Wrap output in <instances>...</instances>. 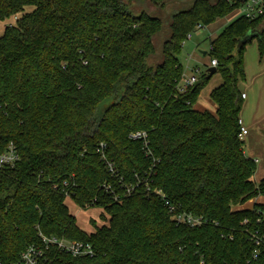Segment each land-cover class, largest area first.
<instances>
[{
	"label": "trees",
	"instance_id": "16d2710c",
	"mask_svg": "<svg viewBox=\"0 0 264 264\" xmlns=\"http://www.w3.org/2000/svg\"><path fill=\"white\" fill-rule=\"evenodd\" d=\"M171 1L0 0V22L21 14L0 35V152L11 144L18 159L0 168V264L41 244L40 236L83 241L94 251L90 258L58 254L52 264H263V255L251 260L249 239L256 231L264 238L262 207L238 209L264 197V180L255 181V162L239 139L238 85L245 47L256 39L264 55V16H239L209 42L205 55L216 60L221 82L208 95L215 111L198 110L210 78L202 73L200 85L180 91L182 44L195 26L241 3ZM150 6L166 11L167 21ZM162 25L167 36L158 52ZM106 99L111 103L98 114ZM134 132L147 134L150 155L129 137ZM102 156L125 181L139 174L149 190L140 185L114 201L102 185L122 191ZM152 189L205 222L175 225ZM65 193L80 209H101L107 225L81 230Z\"/></svg>",
	"mask_w": 264,
	"mask_h": 264
},
{
	"label": "built area",
	"instance_id": "2783aa9c",
	"mask_svg": "<svg viewBox=\"0 0 264 264\" xmlns=\"http://www.w3.org/2000/svg\"><path fill=\"white\" fill-rule=\"evenodd\" d=\"M229 3L231 0H227ZM237 12L238 16H242L248 20H254L261 16H264V0H247L244 3H241V6L235 9L233 12ZM201 26L197 25L194 28V31L200 29ZM189 37V34L187 35ZM210 67L215 68L217 62L215 59L209 61ZM197 82L195 77H190L188 79H182V87L180 91L186 90L188 87L193 86ZM241 99H244V94H241ZM239 121V120H238ZM240 125V122H239ZM247 134V131L240 126L239 139L243 140L244 136ZM132 140H138L142 144V149L146 152L147 155H150L149 150L147 149V134L145 132H134L129 136ZM101 147V145H100ZM103 148V147H101ZM105 163V169L114 180V183L117 185V188L122 191V195L117 194L113 187L104 183L102 188L105 193L113 197L114 201H121L122 197L130 195L135 189L143 185L146 191L149 190L148 183H144L139 178V174L135 173L129 181H125L122 176L119 175L116 170L113 162L106 160L103 156L101 157ZM17 156L15 155L14 148L11 144L7 148L0 152V168L13 166L17 161ZM64 186L66 183L63 184ZM57 186H54L53 189H57ZM152 194L158 197L162 202L163 206L166 209V213L169 215L170 220L178 226H185L188 228H195L201 225L203 221L200 217L193 216L191 214L181 212L178 207L170 203L166 198H164L163 193L158 189H152ZM65 198L69 199V196L65 193ZM92 206L91 203L85 204L83 209H88ZM80 210V208H79ZM263 215V214H262ZM245 223V222H244ZM258 224L264 225V215L261 220H257ZM249 239L253 245V249L250 254V258L253 261H256L264 256V238L259 236L258 232L249 234ZM41 244L39 245H29L27 246L19 255L18 259L12 264H52L54 258L58 254H65L72 258H82V257H92L94 251L92 246L89 243L83 241H70L66 239H57L55 237H44L40 236ZM51 249L55 251L54 257L49 256ZM264 264V261H263Z\"/></svg>",
	"mask_w": 264,
	"mask_h": 264
},
{
	"label": "crops",
	"instance_id": "0c3cea01",
	"mask_svg": "<svg viewBox=\"0 0 264 264\" xmlns=\"http://www.w3.org/2000/svg\"><path fill=\"white\" fill-rule=\"evenodd\" d=\"M172 1L169 2V4L180 5ZM162 13L165 19L163 20L164 21L163 23H165L167 21L168 15L166 11H165L166 14H164V11ZM224 18H221L219 20L223 22ZM230 21L231 20L229 19L227 20L224 19L223 23L219 22L220 23L218 27L219 30L222 31L223 28L226 27ZM166 26L162 25V32L166 30L165 29ZM219 33H212V39L216 38ZM209 64L210 63L208 62V65L206 66V70L210 68ZM243 67H244L245 80L239 83L238 88L240 93L244 94L245 97L242 100L243 102L238 116L239 118L238 120L240 122V126H242L247 131V134L244 136L242 140L243 152L248 158L254 160L256 165L254 179L255 181H260V180H264V55L262 57L259 56L256 39H253L250 42V44H248L245 47L243 54ZM206 70L202 73L207 74ZM202 73H200L199 76ZM182 75H183V79L195 77L198 81L199 78L198 75H195L193 73L189 75H185V74ZM220 82H221L220 77L217 74L213 75L210 78V80L207 83L208 85L207 89L204 91V96L207 99H209L208 95L210 91L216 88L220 84ZM198 101H199L198 104L195 105V108H197L198 110L206 109L211 112L215 111V106L213 104H212V108L208 109L200 105V97ZM199 107H201L202 109H200ZM262 198L264 197H258L252 199L248 201L246 204L260 205L263 211L264 202L263 200L261 201ZM238 209L239 210L243 209V206H241Z\"/></svg>",
	"mask_w": 264,
	"mask_h": 264
},
{
	"label": "rangeland",
	"instance_id": "374dc122",
	"mask_svg": "<svg viewBox=\"0 0 264 264\" xmlns=\"http://www.w3.org/2000/svg\"><path fill=\"white\" fill-rule=\"evenodd\" d=\"M216 0H210L211 3L215 2ZM149 9V12H152L154 15L157 14V16L160 17L162 23L164 22V15L159 13L156 9L153 7H147ZM30 9H25V12H29ZM21 14H16L15 16L10 17L9 19H6L2 22H0V35H2L3 30L6 26L15 25L16 20L20 17ZM238 16V13L232 12L229 14V16L225 17L224 19L227 20H234ZM223 19V22H224ZM215 20L211 25L208 26H202L200 29L193 31L189 34V37L187 36L186 40L183 42L180 54L178 56V60L180 64L182 65V73L185 75H189L191 73L198 75L206 70V66L209 62V57L207 55H203V53H209L210 46L209 42L212 39V33H219L221 30H219V22H222L221 20ZM230 21V22H231ZM222 22V23H223ZM229 22V23H230ZM167 36L166 30L161 31L158 34V37L155 40V45L157 47V51L159 52L161 49V44L164 41L165 37ZM159 55V53H158ZM158 56L157 54L150 59V64L153 65L157 62ZM197 76V77H198ZM210 84V83H209ZM206 85L199 93L197 97L196 104H198V99L200 97V105L211 109L212 103L209 99H207L204 96V91L207 89ZM203 96L201 97L200 96ZM111 103V99H106L103 103H101L98 108L97 112L98 114H101L103 109H105L109 104ZM195 104V105H196ZM202 109L201 107H199ZM264 198L261 199V201ZM65 206L68 209V212L74 216L77 226L85 231L86 233L94 232L95 228H99L102 226L107 225L108 216L103 213V211L96 207H90L88 209H80L73 204V202L70 199H65L64 201ZM252 204H244L243 209L251 208ZM262 214L264 215V205H263V211ZM103 215V218L100 216Z\"/></svg>",
	"mask_w": 264,
	"mask_h": 264
},
{
	"label": "water",
	"instance_id": "95a60500",
	"mask_svg": "<svg viewBox=\"0 0 264 264\" xmlns=\"http://www.w3.org/2000/svg\"><path fill=\"white\" fill-rule=\"evenodd\" d=\"M197 1H200V0H173L172 2H176L182 6H192L194 5ZM235 2H239V3H244L245 1L247 0H233ZM164 14L165 11H164ZM162 23V21H161ZM162 31V29L160 30V32ZM260 35V32H251V33H248L244 38L240 39L237 43V46H236V49H239L245 42L247 41H251L253 38L255 37H259ZM203 55H205L203 53ZM206 73H207V76H206V79H209L211 78L215 73H216V69L213 68V67H210L206 70ZM201 84V81L198 80L195 84H194V87L198 86Z\"/></svg>",
	"mask_w": 264,
	"mask_h": 264
}]
</instances>
